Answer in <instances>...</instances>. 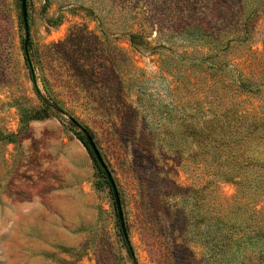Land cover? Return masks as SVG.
<instances>
[{"label":"rangeland","instance_id":"374dc122","mask_svg":"<svg viewBox=\"0 0 264 264\" xmlns=\"http://www.w3.org/2000/svg\"><path fill=\"white\" fill-rule=\"evenodd\" d=\"M26 2L38 89L66 113L45 109L31 79L21 0H0V264H264L254 228L216 221L264 234V124L243 140L238 127L264 121V0ZM217 114L237 133L207 137ZM71 116L115 181L134 260Z\"/></svg>","mask_w":264,"mask_h":264},{"label":"trees","instance_id":"16d2710c","mask_svg":"<svg viewBox=\"0 0 264 264\" xmlns=\"http://www.w3.org/2000/svg\"><path fill=\"white\" fill-rule=\"evenodd\" d=\"M247 22V20L245 21V23ZM237 29V31H235ZM234 31V34H237L239 33L237 36H235V40H238L239 42H246L247 40V36H248V26L247 24H244V26H240L239 28H236ZM225 31V30H223ZM205 33V31H204ZM206 34V33H205ZM129 37V40L131 42V45L134 46L136 49H144L143 46L145 47H148L149 49H154L152 48L151 46H149L150 44L145 41V39L143 38L142 35L138 34V33H130L128 35ZM233 39H227L226 42H217V41H214V40H211L209 43H211V45H213L214 49L216 50H226L231 41H233ZM30 44H31V41H29V44L27 46L24 45V57H25V61L30 69V75H31V79L34 83V86H35V89L37 91V93L40 95V97H42L44 99V102H45V109H50L52 106L58 111V112H61V113H66V111L64 110V108L56 103H50L46 98H44V96L41 94L40 90L38 89V85H37V80H36V77H35V74H34V67H33V64H32V58H31V55H30ZM213 57L210 56V55H204L202 56L201 58V62H205V61H208L210 60V64L208 65L211 69H214L216 71H220V70H226L228 69V67L224 64V63H216L214 61H212ZM234 78L232 79L234 81V83L237 84L238 88L244 92V93H255L256 92V89L252 87L251 83L250 82H246L242 77H236V76H233ZM43 117H46V115H44ZM225 117V116H220L219 114H217L215 116V118L213 119H209V125L207 127L202 128V132H204L205 130L207 131V137H209L211 140L215 137V133H218L219 134V131H225L226 133H234L236 134L238 129H235V132H232V127H229L226 129V119H223L222 118ZM232 124L233 125H237L239 122L242 123V121L244 120L243 118L244 117H241V116H238V114H235V117H232ZM241 120V121H240ZM70 121L72 123V125L74 127H77L78 129L81 130L82 127V124L80 122H78V120L74 117H70ZM185 122V121H184ZM184 122L181 124V125H178L177 124V127L178 128H188L189 126L185 125ZM213 122L215 123H218L216 124L214 127L212 126ZM264 124V121L263 120H260L259 118H253V117H250L247 119V122L246 123H242L241 125H237L239 128H241V126H243L245 128V134H243L244 136L240 139V140H243L245 139V136L247 137L248 135L247 134H253L255 131L258 132L262 126ZM88 131L89 129L87 127H85ZM193 129V132H196L198 130H200V127L198 125L194 126ZM90 132V131H89ZM91 133V132H90ZM91 135L93 136V134L91 133ZM78 136L80 138V140L84 143V145L86 146V148L88 149L93 161H94V164L95 166L98 168V171L100 173V175L104 178V181L106 184H108L110 186V191L112 192V189H111V185L108 181V178H107V175H106V172L103 168H101V166L99 165L98 161L96 160L93 152L90 150L89 148V145L87 143V141L85 140V137L81 132L78 131ZM225 136V135H224ZM222 139V138H221ZM243 157V155H241ZM246 159H249L248 156L244 157ZM257 165L260 164L259 161H256ZM229 179V178H227ZM239 184V183H238ZM242 185V184H240ZM233 207V206H232ZM231 207V208H232ZM237 209H240V205L239 207L237 206L236 207ZM255 213L256 212V209L255 207L252 209L251 211V214L250 216L253 218L255 216ZM217 223L218 225L220 226H229L230 227V230H232V232L234 234H244V233H247V231L249 229H252L254 228L255 229V232H256V236L260 237V238H264V234L261 235V230L259 228V226H254L253 223H245L243 224L242 222H237V220L233 221L232 223H229L230 221L229 220H225L222 216H219V218H217ZM248 235V233H247ZM249 236V235H248ZM250 238V237H249ZM123 240H124V243H125V246L127 247V251L130 255V257L134 260V253H133V249H132V246H131V243H130V240L128 237H125L123 235ZM238 240V239H237ZM247 242H253L252 240H246ZM256 243V242H254ZM235 244H237V242H235ZM264 251V250H263ZM263 256H264V252H262Z\"/></svg>","mask_w":264,"mask_h":264},{"label":"water","instance_id":"95a60500","mask_svg":"<svg viewBox=\"0 0 264 264\" xmlns=\"http://www.w3.org/2000/svg\"><path fill=\"white\" fill-rule=\"evenodd\" d=\"M21 10H22V19H23V23H24L25 31H26L24 45L27 46L29 44V41H30V35H29V20H28V11H27L26 0H21ZM81 131L85 137V140L87 141V143L89 145L90 150L93 152L96 160L98 161L99 165L106 172V175H107L108 181L111 185L112 193L114 196L116 212H117V215L119 218L122 233L125 237H128L125 222H124V216H123L120 196H119L115 181H114V179L111 175V172L109 171L108 166H107V164H106V162H105V160H104V158H103V156L99 150V147L97 146L93 136L91 135V133L85 127H82Z\"/></svg>","mask_w":264,"mask_h":264}]
</instances>
